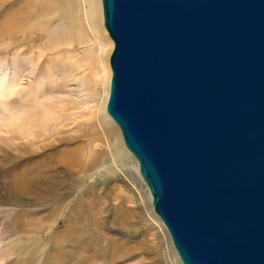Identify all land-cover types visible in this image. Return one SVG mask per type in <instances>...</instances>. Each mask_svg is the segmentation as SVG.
I'll use <instances>...</instances> for the list:
<instances>
[{
    "label": "water",
    "instance_id": "obj_1",
    "mask_svg": "<svg viewBox=\"0 0 264 264\" xmlns=\"http://www.w3.org/2000/svg\"><path fill=\"white\" fill-rule=\"evenodd\" d=\"M105 112L181 264H264V0H100Z\"/></svg>",
    "mask_w": 264,
    "mask_h": 264
},
{
    "label": "bare ground",
    "instance_id": "obj_2",
    "mask_svg": "<svg viewBox=\"0 0 264 264\" xmlns=\"http://www.w3.org/2000/svg\"><path fill=\"white\" fill-rule=\"evenodd\" d=\"M4 30L9 31V35L16 31L35 32L37 43L32 47L33 63L29 69L32 74L42 63L49 70L58 64L62 71L80 75L77 78L82 89H79L81 94H71L69 84L47 87L35 79L25 84L17 77L18 72L12 71L10 76L3 72L0 80V144L8 148L0 150V168L4 171L2 188L8 192V197L0 203L15 208L27 194L38 198L43 192L51 194L62 186L69 188L75 176L84 179L97 168L106 153L115 162L126 152L114 122L105 112L112 42L102 28L100 1L0 0V34ZM85 70H89L88 74L82 73ZM58 90L60 93H56ZM20 158L26 160L24 165L19 164ZM40 177L44 183L38 187L36 180ZM126 186L130 193H123L120 188L111 199H107V195L104 200L98 193L93 199L94 213L87 215L84 222L79 220L77 232L71 233V239L85 235L83 247L91 250L93 256L103 258V264L118 258L120 252H129L130 247H126V241L119 242L98 230L108 223L101 210L120 212L119 230L125 237L130 235L129 232H135L130 228L136 218L151 214L147 212V209L152 210L150 195L148 198L132 182ZM110 189L114 190V187ZM101 199L109 203L107 208H100ZM3 209H0V215L10 211ZM154 221L161 227L157 232L163 231L160 220L154 218ZM14 226L17 228V224L4 225L7 228ZM102 242L106 245L102 246Z\"/></svg>",
    "mask_w": 264,
    "mask_h": 264
},
{
    "label": "rangeland",
    "instance_id": "obj_3",
    "mask_svg": "<svg viewBox=\"0 0 264 264\" xmlns=\"http://www.w3.org/2000/svg\"><path fill=\"white\" fill-rule=\"evenodd\" d=\"M22 28H25L23 23ZM102 28L104 29L103 25ZM33 32V30L31 32L16 31L9 35V31L4 30L0 34V80L4 76L3 72H8L7 74L10 76L12 71H16V73L18 72L17 77L19 79L21 77L20 80H23L22 82L25 84L35 79L43 86L59 88L65 83L70 85L71 94H81L77 78L80 75H74L71 71H62L58 64L52 65L49 70L45 63H42L33 74L29 71L33 63L31 60L32 47L37 43L34 37L35 32ZM88 72L89 70H85L82 73L88 74ZM56 93H60L59 90ZM113 124L119 133L120 143L126 152L125 156L118 157L113 162L110 155L106 153L101 157L97 168L87 174L84 179L83 177L79 179L76 176L73 178V188H70L72 185L69 188L62 186L54 189L51 194L43 192L38 198H35L34 194H27L20 199V204L14 206L15 208H11L12 206H9L8 203H0V209H10L9 213L0 215V264L105 263L103 258L93 256L91 250L83 247L85 235L71 239V233L77 232V222L79 220L86 221L87 215L94 213L93 199L97 197L98 193L104 200V196L107 195V199L114 198L120 188L123 189V193H130L126 185L132 182L139 191L144 192L149 198L148 190L138 173L137 163L124 147L119 129L115 123ZM4 148L8 147L1 143L0 150ZM25 163V159H19V164L24 165ZM3 173L4 171L0 168V201H6L8 197V192L2 188L1 176ZM43 183L41 177L36 180L38 187H41ZM91 184L93 185L91 186ZM113 187L114 190H111L110 188ZM104 200H102L100 208H107L106 204L109 203H104ZM111 202H115V200H111ZM102 210L101 215L107 218L108 223L98 230L105 235L119 239V242L126 241V247H130L129 252H120V256L112 262L108 260L109 264H181L165 229L164 232H157V229L161 227L158 222L154 221V218L158 220V217L152 210L147 209V212L151 213L148 217L134 220L130 230H135V232H129L130 235L127 237L123 236V232L119 230L122 222L120 212H114L111 209ZM6 223L8 226L10 224V227L17 224V228L15 226L13 228L4 227V225L7 226ZM12 223L13 225H11ZM160 237L161 240H159ZM101 245L105 246L106 244L102 242Z\"/></svg>",
    "mask_w": 264,
    "mask_h": 264
}]
</instances>
